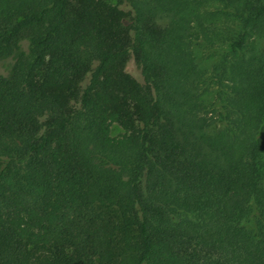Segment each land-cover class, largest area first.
<instances>
[{
    "label": "trees",
    "instance_id": "1",
    "mask_svg": "<svg viewBox=\"0 0 264 264\" xmlns=\"http://www.w3.org/2000/svg\"><path fill=\"white\" fill-rule=\"evenodd\" d=\"M7 57L0 264H264V0H0Z\"/></svg>",
    "mask_w": 264,
    "mask_h": 264
},
{
    "label": "rangeland",
    "instance_id": "2",
    "mask_svg": "<svg viewBox=\"0 0 264 264\" xmlns=\"http://www.w3.org/2000/svg\"><path fill=\"white\" fill-rule=\"evenodd\" d=\"M20 46L22 49H26L27 42L25 40L21 41ZM13 62L12 57H7L4 59H0V75H5L9 70L11 64ZM125 70L128 72L133 78H135L138 82H142V75L139 68L134 64L132 59H129L125 64ZM122 133L121 128L112 124L110 126L109 134L111 136H117Z\"/></svg>",
    "mask_w": 264,
    "mask_h": 264
}]
</instances>
